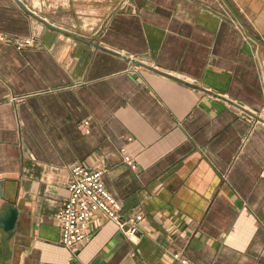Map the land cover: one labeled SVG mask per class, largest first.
Instances as JSON below:
<instances>
[{
  "label": "crops",
  "instance_id": "obj_1",
  "mask_svg": "<svg viewBox=\"0 0 264 264\" xmlns=\"http://www.w3.org/2000/svg\"><path fill=\"white\" fill-rule=\"evenodd\" d=\"M66 2L0 0V264H69L76 163L143 215L129 240L95 213L78 264H264V0Z\"/></svg>",
  "mask_w": 264,
  "mask_h": 264
},
{
  "label": "built area",
  "instance_id": "obj_2",
  "mask_svg": "<svg viewBox=\"0 0 264 264\" xmlns=\"http://www.w3.org/2000/svg\"><path fill=\"white\" fill-rule=\"evenodd\" d=\"M7 37L0 33V41H7ZM33 38L27 37L16 43L18 48L30 45ZM83 130L88 133L89 121L84 120ZM124 163L133 170L137 164L129 154L123 155ZM104 167H89L80 163L70 168V179L67 185V198L56 212V221L60 228L59 242L71 251L69 264L75 261L76 252L83 242L91 237L90 221L97 212L104 213L109 220L117 224L129 240L137 237L139 222L143 219L141 213L123 218L122 203L104 185L102 176ZM173 258L181 264H193L179 252L173 253Z\"/></svg>",
  "mask_w": 264,
  "mask_h": 264
},
{
  "label": "rangeland",
  "instance_id": "obj_3",
  "mask_svg": "<svg viewBox=\"0 0 264 264\" xmlns=\"http://www.w3.org/2000/svg\"><path fill=\"white\" fill-rule=\"evenodd\" d=\"M23 3H27L31 9L36 10L38 13L52 16L55 19L60 20V17H64L63 7L67 6L68 3L63 4L64 0H21ZM116 3V2H115ZM87 4L86 6H88ZM67 7L66 10L68 11ZM84 7V6H83ZM66 15H68L66 13Z\"/></svg>",
  "mask_w": 264,
  "mask_h": 264
},
{
  "label": "water",
  "instance_id": "obj_4",
  "mask_svg": "<svg viewBox=\"0 0 264 264\" xmlns=\"http://www.w3.org/2000/svg\"><path fill=\"white\" fill-rule=\"evenodd\" d=\"M17 217V210L13 204H8L0 216V226L5 230L11 233Z\"/></svg>",
  "mask_w": 264,
  "mask_h": 264
}]
</instances>
